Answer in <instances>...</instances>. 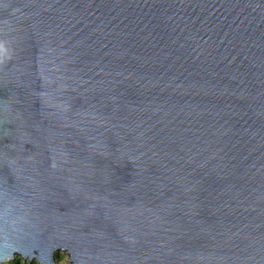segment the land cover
Wrapping results in <instances>:
<instances>
[{
	"label": "water",
	"instance_id": "obj_1",
	"mask_svg": "<svg viewBox=\"0 0 264 264\" xmlns=\"http://www.w3.org/2000/svg\"><path fill=\"white\" fill-rule=\"evenodd\" d=\"M264 264V0H0V264Z\"/></svg>",
	"mask_w": 264,
	"mask_h": 264
},
{
	"label": "trees",
	"instance_id": "obj_2",
	"mask_svg": "<svg viewBox=\"0 0 264 264\" xmlns=\"http://www.w3.org/2000/svg\"><path fill=\"white\" fill-rule=\"evenodd\" d=\"M59 259V256L57 257V260ZM59 261V260H58ZM8 264H38L37 262L34 263H29V262H25L23 259L21 258H17L15 261L10 262Z\"/></svg>",
	"mask_w": 264,
	"mask_h": 264
},
{
	"label": "rangeland",
	"instance_id": "obj_3",
	"mask_svg": "<svg viewBox=\"0 0 264 264\" xmlns=\"http://www.w3.org/2000/svg\"><path fill=\"white\" fill-rule=\"evenodd\" d=\"M59 260V261H58ZM57 261H58V264H67V262H68V257L67 256H65L64 254H61L60 256H59V259H58Z\"/></svg>",
	"mask_w": 264,
	"mask_h": 264
},
{
	"label": "clouds",
	"instance_id": "obj_4",
	"mask_svg": "<svg viewBox=\"0 0 264 264\" xmlns=\"http://www.w3.org/2000/svg\"><path fill=\"white\" fill-rule=\"evenodd\" d=\"M26 262V261H25ZM58 262V261H57ZM30 263V262H29ZM8 264V263H7Z\"/></svg>",
	"mask_w": 264,
	"mask_h": 264
}]
</instances>
